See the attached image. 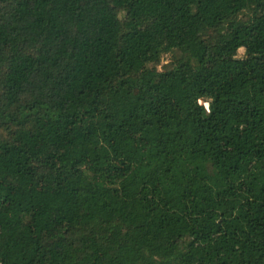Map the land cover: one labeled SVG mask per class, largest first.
I'll return each instance as SVG.
<instances>
[{
  "label": "trees",
  "instance_id": "obj_1",
  "mask_svg": "<svg viewBox=\"0 0 264 264\" xmlns=\"http://www.w3.org/2000/svg\"><path fill=\"white\" fill-rule=\"evenodd\" d=\"M0 264H264V0H0Z\"/></svg>",
  "mask_w": 264,
  "mask_h": 264
},
{
  "label": "rangeland",
  "instance_id": "obj_2",
  "mask_svg": "<svg viewBox=\"0 0 264 264\" xmlns=\"http://www.w3.org/2000/svg\"><path fill=\"white\" fill-rule=\"evenodd\" d=\"M167 61H168V59H167V57L166 56H163L162 57V64H165V63H167ZM189 98L191 99V100H195L196 98L193 96V95H189Z\"/></svg>",
  "mask_w": 264,
  "mask_h": 264
}]
</instances>
